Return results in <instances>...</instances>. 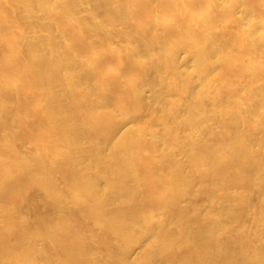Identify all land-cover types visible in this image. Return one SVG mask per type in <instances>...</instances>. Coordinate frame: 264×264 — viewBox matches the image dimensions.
I'll return each mask as SVG.
<instances>
[{"label":"bare ground","instance_id":"obj_1","mask_svg":"<svg viewBox=\"0 0 264 264\" xmlns=\"http://www.w3.org/2000/svg\"><path fill=\"white\" fill-rule=\"evenodd\" d=\"M0 264H264V0H0Z\"/></svg>","mask_w":264,"mask_h":264}]
</instances>
